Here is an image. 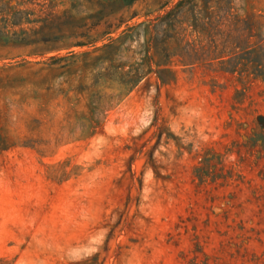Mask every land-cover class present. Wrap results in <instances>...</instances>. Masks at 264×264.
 Returning a JSON list of instances; mask_svg holds the SVG:
<instances>
[{"label":"rangeland","instance_id":"obj_1","mask_svg":"<svg viewBox=\"0 0 264 264\" xmlns=\"http://www.w3.org/2000/svg\"><path fill=\"white\" fill-rule=\"evenodd\" d=\"M98 1L20 8L75 32ZM177 1L93 127L98 69L0 43V264H264V0Z\"/></svg>","mask_w":264,"mask_h":264},{"label":"trees","instance_id":"obj_2","mask_svg":"<svg viewBox=\"0 0 264 264\" xmlns=\"http://www.w3.org/2000/svg\"><path fill=\"white\" fill-rule=\"evenodd\" d=\"M32 1L0 0V43L36 47L31 50L32 54L49 55L45 62L62 68L64 74L72 73L73 66L80 62L83 66L92 65L98 69L95 85L103 82L105 88H111L114 92L104 96L98 89L92 94L95 97L92 116L86 118V122L89 127H93L103 119L106 105L114 99L121 101L144 79L151 67V36L144 38L140 44L138 56L129 53L134 32L139 26L150 22L133 21L160 12L174 0H149L141 9L136 5L143 0H99L98 9L89 14L88 20L80 23V30L75 32L60 26L59 15L43 9L41 15L31 9L20 8ZM183 1L178 0L175 6ZM38 23V27H22L24 24ZM74 47L90 49L74 52L71 49ZM63 50L65 53L59 54Z\"/></svg>","mask_w":264,"mask_h":264}]
</instances>
